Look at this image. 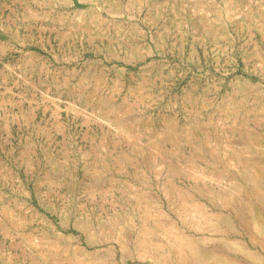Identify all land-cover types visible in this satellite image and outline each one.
Masks as SVG:
<instances>
[{
	"label": "rangeland",
	"instance_id": "rangeland-1",
	"mask_svg": "<svg viewBox=\"0 0 264 264\" xmlns=\"http://www.w3.org/2000/svg\"><path fill=\"white\" fill-rule=\"evenodd\" d=\"M263 201L264 0H0V264H264Z\"/></svg>",
	"mask_w": 264,
	"mask_h": 264
},
{
	"label": "bare ground",
	"instance_id": "bare-ground-1",
	"mask_svg": "<svg viewBox=\"0 0 264 264\" xmlns=\"http://www.w3.org/2000/svg\"><path fill=\"white\" fill-rule=\"evenodd\" d=\"M194 174V173H192ZM199 175V174H197ZM195 174V176H197ZM258 175V174H257ZM200 176V175H199ZM201 178V177H200ZM204 178V177H202ZM256 191V190H255ZM262 196V195H261ZM259 199V198H258ZM188 202V201H187ZM264 202V201H263ZM189 206H191L190 204H188ZM254 212V211H253ZM202 214V213H201ZM232 214V213H231ZM231 214H228V215H231ZM200 215V214H199ZM219 215V214H218ZM195 219V217H194ZM218 220V219H217ZM224 221L229 225V227L231 228V230H235L236 231V223L234 221V219L232 218V216H226ZM242 224V223H241ZM244 224V223H243ZM243 226V225H242ZM246 226V225H245ZM260 226V225H259ZM262 227V226H260ZM171 228V227H170ZM247 229V228H246ZM164 231V230H163ZM166 231V230H165ZM164 231V232H165ZM168 231V230H167ZM175 231V230H174ZM179 231V230H178ZM170 233V231H169ZM174 233V234H173ZM229 233V232H228ZM247 233V232H246ZM171 235V238L174 240V242H176V246L178 249L180 250H183L184 248H189L191 250H196L195 247H194V244H193V238L188 236L185 232L183 231H179V233H175V232H172L171 234H169V236ZM250 236V235H249ZM170 238V237H169ZM258 240V239H256ZM255 240V241H256ZM173 245V244H172ZM224 245L227 246L229 249H235V250H238L239 252H242L244 254H247V255H250L251 257H253L254 259H256L258 262L261 263V261H263L264 258L262 257H258L257 255L255 256L253 254V252L250 250V248L248 247V245L243 242V241H240V240H235V241H230V240H226L224 238ZM264 247V245H263ZM221 250V249H220ZM219 251V254L220 252H223V248H222V251ZM189 251V250H187ZM215 252H218L217 250H214ZM181 253V251H180ZM193 253V252H192ZM238 253V252H237ZM185 254V253H183ZM182 254V255H183ZM225 254V253H223ZM228 254V253H227ZM226 254V255H227ZM186 256V254H185ZM192 256V255H191ZM169 257V256H168ZM182 257V256H181ZM187 257V256H186ZM196 257V256H195ZM198 257V255H197ZM185 258V257H184ZM188 258V257H187ZM218 259L220 262H223V263H227V264H238V262L235 260V259H232L231 257L229 256H225V255H219L218 256ZM193 260V259H192ZM212 260V259H211ZM197 261V260H196ZM165 262V261H163ZM176 262V261H175ZM186 260L185 261H182L180 258L178 259V264H185ZM167 263V262H166ZM240 263V262H239ZM214 264V263H213Z\"/></svg>",
	"mask_w": 264,
	"mask_h": 264
}]
</instances>
